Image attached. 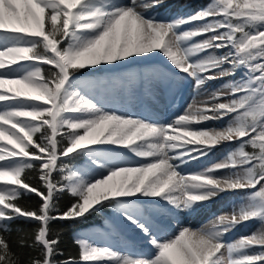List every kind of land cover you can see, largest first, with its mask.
I'll return each instance as SVG.
<instances>
[{"label": "snow or ice", "instance_id": "obj_1", "mask_svg": "<svg viewBox=\"0 0 264 264\" xmlns=\"http://www.w3.org/2000/svg\"><path fill=\"white\" fill-rule=\"evenodd\" d=\"M165 4L0 0V264H264V0H210L169 17L160 11ZM153 53L172 70L81 79L85 70ZM178 74L197 91L171 119L111 106L110 95L137 84L148 94L158 87L174 93ZM214 81L221 84L209 91ZM209 121L223 126L205 127ZM224 144L235 147L185 174L183 166ZM241 190L229 212L170 233L152 206L162 201L163 214L191 213ZM26 194L38 203H21ZM65 194L72 200L62 210ZM106 208L111 224L134 226L155 251L132 253L80 236L78 256L57 259L64 253L52 223ZM16 219L35 222L31 240L10 239ZM251 220L261 227L226 239ZM24 248L38 254L24 260Z\"/></svg>", "mask_w": 264, "mask_h": 264}, {"label": "bare ground", "instance_id": "obj_2", "mask_svg": "<svg viewBox=\"0 0 264 264\" xmlns=\"http://www.w3.org/2000/svg\"><path fill=\"white\" fill-rule=\"evenodd\" d=\"M200 1L201 0H166V4L162 9H160V11L165 17L176 14L188 15L197 11L195 8ZM166 62L167 60L164 56L159 53H153L150 54V58L148 60H138L133 64H121L119 68L104 69L101 72H88L85 70L81 76V79H92L96 78L98 75V77H107L103 72H107L113 77L127 75L130 73L147 72L153 66L172 70L171 67L165 64ZM180 75L181 74H178V78H180ZM220 84L221 81L209 82L207 86L208 90L211 91L216 89ZM196 91L197 90L194 84V87L192 86V93L190 95L189 101L183 106L182 100L181 98H178V95V100H176V97L173 100L175 92L173 93L163 87H158L154 89L151 94H148L146 91L141 90L138 84L131 89L120 92L119 94L115 95V97L110 95L109 100L112 107L120 108L121 110L128 113L152 114L163 119H171L174 115L181 114L183 112V109L187 107V105L192 101V98L196 95ZM202 98L203 96L198 97V99ZM204 126L213 128L221 127L223 124L219 121H209ZM228 145L229 144H224L214 149L213 153H211L208 158H203L199 161H193L191 164L183 166V171L185 174H187L205 164L219 160L223 155H225ZM237 195H245V192L241 190L221 194L219 198L215 199L211 203L206 202L196 207L191 213L185 214H163L164 209L167 208V205H165L162 201H158L152 206L159 209L161 212L159 218L162 221L161 227L163 232L170 233L181 224H191L192 226L197 227L208 222L213 217V215L229 212L233 203H240L236 199ZM112 215L113 213L110 215V217ZM109 218L106 220L107 224L103 223L102 221L101 225L105 224L103 228L108 225L110 232H104L103 229L96 230L93 233L94 236L92 238L94 241L99 244H111L119 250L130 251L132 253L151 254L155 251L149 243L148 238L144 236L143 233L139 232V230L134 226L123 223L113 225L109 222ZM255 221L257 220H251L237 226V228L227 236L231 237L236 233L239 235L241 234V236L246 235L248 233L246 226L252 225ZM260 227L261 224H258L252 230V232H250V234L255 232ZM252 251H258V249H252Z\"/></svg>", "mask_w": 264, "mask_h": 264}, {"label": "trees", "instance_id": "obj_3", "mask_svg": "<svg viewBox=\"0 0 264 264\" xmlns=\"http://www.w3.org/2000/svg\"><path fill=\"white\" fill-rule=\"evenodd\" d=\"M74 163V162H73ZM31 177L33 173H28ZM72 197L65 194L59 199V206L63 210L69 205ZM21 203H26L29 205H34L38 203V198L34 194H26L21 198ZM102 215L100 212H96L92 215L87 216V218H81L78 221H55L52 223L51 228L53 233H59L61 237L60 249L63 251L64 255L57 257V259H67L69 256H78V246L75 243V239L80 237L81 232L84 229L91 227L94 224H102ZM36 227L34 221L25 219H16L12 221L9 225V235L10 239L15 242L20 236H26L31 240L33 235V229ZM22 254L24 260L34 257L38 254L36 249L24 248L18 249Z\"/></svg>", "mask_w": 264, "mask_h": 264}, {"label": "rangeland", "instance_id": "obj_4", "mask_svg": "<svg viewBox=\"0 0 264 264\" xmlns=\"http://www.w3.org/2000/svg\"><path fill=\"white\" fill-rule=\"evenodd\" d=\"M210 2V0H201L199 3H198V5L196 6V8H195V10H199L200 8H202V7H204V6H206V4L207 3H209ZM165 64H167L169 67H171V65L170 64H168V62H166ZM103 73H105L106 74V76L107 77H109L110 75L107 73V72H103ZM103 73H100V74H103ZM99 76V75H98ZM97 76V77H98ZM180 81H181V83H180V86H179V89L175 92V94H174V96H173V100L175 99V97H176V100H178L177 99V95H178V98H181V100H182V106L184 105V104H186V102H188L189 101V98H190V95H191V91H192V86L194 87V84H195V81L192 79V78H189V77H187V76H185V75H183V74H181L180 75ZM235 147V145H228V149L227 150H229V149H231V148H234ZM226 150V151H227ZM226 151H225V154H226ZM75 163V162H74ZM245 195H237L236 196V199L240 202L241 201V198H243ZM100 213H101V215H102V220H103V223H106L107 224V222H106V220L110 217V215L112 214V211H111V209L110 208H106V209H102V210H100L99 211ZM260 225V221H255L252 225H249V226H246V228H247V234L246 235H250V232H252V230L257 226V225ZM105 224H103V225H100V224H94V225H92L91 227H89V228H87V229H84L82 232H81V234H80V236H87V237H90L91 239L93 238V236H94V232L96 231V230H98V229H103L104 230V232H110V230L108 229V225H106L104 228H103V226H104ZM235 230V229H234ZM233 230V231H234ZM232 231V232H233ZM242 236H245V235H242ZM238 237H241V234L239 235V234H235V235H233V236H231V237H229V236H227L226 237V239H228L229 241H231V240H234V239H236V238H238ZM258 251H259V249H258Z\"/></svg>", "mask_w": 264, "mask_h": 264}]
</instances>
